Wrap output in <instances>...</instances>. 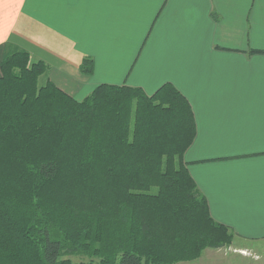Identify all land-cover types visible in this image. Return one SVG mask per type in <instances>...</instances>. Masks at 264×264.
<instances>
[{
    "label": "trees",
    "instance_id": "16d2710c",
    "mask_svg": "<svg viewBox=\"0 0 264 264\" xmlns=\"http://www.w3.org/2000/svg\"><path fill=\"white\" fill-rule=\"evenodd\" d=\"M0 71V264H175L232 242L183 161L194 121L172 84L76 100L25 50Z\"/></svg>",
    "mask_w": 264,
    "mask_h": 264
},
{
    "label": "crops",
    "instance_id": "0c3cea01",
    "mask_svg": "<svg viewBox=\"0 0 264 264\" xmlns=\"http://www.w3.org/2000/svg\"><path fill=\"white\" fill-rule=\"evenodd\" d=\"M15 50L76 100L172 84L194 121L185 166L233 234L210 264H264V0H0V64Z\"/></svg>",
    "mask_w": 264,
    "mask_h": 264
},
{
    "label": "rangeland",
    "instance_id": "374dc122",
    "mask_svg": "<svg viewBox=\"0 0 264 264\" xmlns=\"http://www.w3.org/2000/svg\"><path fill=\"white\" fill-rule=\"evenodd\" d=\"M44 83L43 76H40L38 79V84L41 85ZM233 242V240H232ZM231 242V243H232ZM231 243L229 245H231ZM227 245V246H229ZM228 248V247H227ZM209 250V249H207ZM227 255V249L226 247H222V249L217 248L215 251H206L203 253L198 261H190V262H178L175 264H210V262H222L221 260L224 259ZM62 259H68L73 264L77 263H85V261L88 260V258L83 253H66L62 257ZM220 264V263H218Z\"/></svg>",
    "mask_w": 264,
    "mask_h": 264
}]
</instances>
